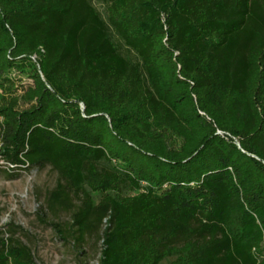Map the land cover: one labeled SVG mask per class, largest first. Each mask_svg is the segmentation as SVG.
<instances>
[{
	"label": "trees",
	"instance_id": "16d2710c",
	"mask_svg": "<svg viewBox=\"0 0 264 264\" xmlns=\"http://www.w3.org/2000/svg\"><path fill=\"white\" fill-rule=\"evenodd\" d=\"M0 161L97 264H264V0H0Z\"/></svg>",
	"mask_w": 264,
	"mask_h": 264
},
{
	"label": "rangeland",
	"instance_id": "374dc122",
	"mask_svg": "<svg viewBox=\"0 0 264 264\" xmlns=\"http://www.w3.org/2000/svg\"><path fill=\"white\" fill-rule=\"evenodd\" d=\"M0 163V231L5 238L26 246L36 264H97L101 253L103 228L87 238L79 255L71 242H62L55 231L41 222L66 224L71 211H51L48 195L59 183V177L49 166L7 170Z\"/></svg>",
	"mask_w": 264,
	"mask_h": 264
},
{
	"label": "built area",
	"instance_id": "2783aa9c",
	"mask_svg": "<svg viewBox=\"0 0 264 264\" xmlns=\"http://www.w3.org/2000/svg\"><path fill=\"white\" fill-rule=\"evenodd\" d=\"M0 163H3V165L7 166L8 168H12L9 164H6V163H4L2 161H0Z\"/></svg>",
	"mask_w": 264,
	"mask_h": 264
},
{
	"label": "water",
	"instance_id": "95a60500",
	"mask_svg": "<svg viewBox=\"0 0 264 264\" xmlns=\"http://www.w3.org/2000/svg\"><path fill=\"white\" fill-rule=\"evenodd\" d=\"M83 108V106H81Z\"/></svg>",
	"mask_w": 264,
	"mask_h": 264
}]
</instances>
